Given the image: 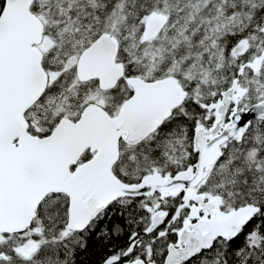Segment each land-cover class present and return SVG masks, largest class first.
<instances>
[{"label":"trees","instance_id":"16d2710c","mask_svg":"<svg viewBox=\"0 0 264 264\" xmlns=\"http://www.w3.org/2000/svg\"><path fill=\"white\" fill-rule=\"evenodd\" d=\"M4 1L0 0V12ZM31 11L44 26L39 44L42 65L49 76L54 75L41 98L25 113L31 134H49L63 115L50 118L47 112V118L41 116L37 121L33 111H40L48 97L76 87L74 108L80 110L86 104L83 89L98 92L96 80L78 82L74 63L65 69L67 57L61 42L71 28L89 27L90 42L102 32L118 39L117 61L123 64L124 77L109 91L110 99L103 105L109 113L132 93L126 77L152 81L173 76L186 91L183 103L148 137L135 145L120 140L112 170L125 183L139 182L155 170L173 175L194 164L193 130L199 124L209 126L212 120L201 104L219 98L234 77L238 76L246 89L242 105L264 99V62L258 72L242 67L263 51L264 0H34ZM152 12L165 15L167 21L156 37L143 41L145 19ZM242 39L249 44L247 51L233 56L231 48ZM46 40L52 42L49 48L44 47ZM91 156L87 149L80 162ZM200 189L218 196L223 211L246 204L259 210L235 237L218 238L210 249L181 264H264V120L252 119L241 141H232L223 149ZM153 197L157 206L148 201ZM184 203L179 195L162 198L159 193L120 198L83 231H71L66 227L68 196L51 193L39 205L28 229L0 232V264H101L136 257L160 264L178 219L182 222L189 215ZM155 208L167 212L168 220L175 224L161 223L157 232L150 230ZM35 228L38 233L32 237L39 245L33 254L23 256L15 247ZM162 230L166 234L160 236ZM133 241V252L124 256Z\"/></svg>","mask_w":264,"mask_h":264},{"label":"water","instance_id":"95a60500","mask_svg":"<svg viewBox=\"0 0 264 264\" xmlns=\"http://www.w3.org/2000/svg\"><path fill=\"white\" fill-rule=\"evenodd\" d=\"M33 1L5 0L0 12V232L28 229L39 205L51 193L68 196L66 227L83 231L115 200L158 192L162 197L182 194L184 199L194 202V220L182 224L161 264L187 262L210 249L216 239L235 237L259 207L246 204L223 211L219 197L206 199L200 188L223 149L232 141H241L252 119L264 120V100L238 109L245 90H236L234 79L216 103L203 105L215 110V119L209 128H195L193 165L173 175L154 171L139 182L125 183L112 171L119 157L120 140L134 145L148 137L183 103L186 91L173 76L152 81L130 76L126 83L132 93L115 115L96 103H88L77 119L63 116L49 134H31L25 113L43 95L48 82L43 53L38 47L44 26L31 11ZM166 21L165 15L150 13L145 19L143 41L156 37ZM247 47V42L241 40L231 52L242 55ZM118 50L119 42L113 34H99L77 56V79H96L101 90L113 88L124 76L123 64L117 61ZM263 57L264 52L249 67L257 70ZM231 103L234 109L225 122ZM87 149L93 152L92 157L77 164ZM162 218V214L155 213L151 227ZM101 264L156 263L137 258L121 263L112 259Z\"/></svg>","mask_w":264,"mask_h":264},{"label":"rangeland","instance_id":"374dc122","mask_svg":"<svg viewBox=\"0 0 264 264\" xmlns=\"http://www.w3.org/2000/svg\"><path fill=\"white\" fill-rule=\"evenodd\" d=\"M89 30H90L89 27L86 28L82 27L78 31L75 28H71L66 31L61 42V49H63L62 53L67 57L65 60V69L67 68L66 65L69 64L72 66L73 63L75 64L77 56L79 54V48L83 47L84 44L91 39ZM50 43L52 44L51 40L50 41L46 40L44 43V47L49 48L51 46ZM260 45L262 46L264 52V41L260 42ZM51 77H54V75L49 76L48 74L49 81L51 80L50 79ZM83 90H86V93L84 95V99L86 103L95 102L101 105L107 103L108 97H106L104 93H98L90 89L88 90L87 88ZM77 93H78V88L74 87V88H70L66 93H64L61 96L48 97L46 100L47 103L41 104V107L39 109L40 111L37 110H35V112L33 111V114L35 113L34 115L35 118L37 119V121H40L41 116L47 118L48 117L46 115L47 112L50 113V118H52L51 117L52 115L58 116L61 114H63V116H68V117L74 116L76 112L74 111L75 110L74 104L73 101L71 100L73 96L77 95ZM246 105L247 104L244 103L243 107L241 108L244 109ZM148 201L154 203V205L157 206L156 197H153L151 199L148 198ZM34 233H38L37 228L32 229L31 232L28 233V235H25L26 237L22 240V242L15 247L18 253H20L23 256H30L36 251L39 242L37 241V239L32 237V234Z\"/></svg>","mask_w":264,"mask_h":264},{"label":"flooded vegetation","instance_id":"af4514ba","mask_svg":"<svg viewBox=\"0 0 264 264\" xmlns=\"http://www.w3.org/2000/svg\"><path fill=\"white\" fill-rule=\"evenodd\" d=\"M43 36V35H42ZM42 40V39H41ZM242 40H244V39H242ZM241 41V40H240ZM239 41V42H240ZM246 41V40H245ZM247 42V41H246ZM90 44V43H89ZM247 44H248V42H247ZM235 46V45H234ZM233 46V47H234ZM38 47H39V45H38ZM232 47V48H233ZM248 47H249V44H248ZM248 47H247V49H248ZM231 48V49H232ZM40 49V48H39ZM41 50V49H40ZM247 51V50H246ZM245 51V52H246ZM230 52H231V50H230ZM263 52V51H262ZM262 52L260 53V55H258V56H256L255 58H253L251 61H248V62H245L243 65H242V67H247V68H249L252 72H258L259 70H260V68H261V66H262V64H263V62H264V57L262 58V60L259 62V65H258V67H257V70H254V69H252L251 67H249V63H252L254 60H256L259 56H261V54H262ZM80 53V52H79ZM231 54H232V52H231ZM244 54V53H243ZM242 54V55H243ZM233 56H241V55H234V54H232ZM76 63V62H75ZM74 68H75V64H74ZM45 69V68H44ZM46 71V70H45ZM47 72V71H46ZM238 73H240V71L238 72ZM47 75H48V73H47ZM75 75H76V71H75ZM124 77V76H123ZM122 77V78H123ZM127 78V77H126ZM76 79H77V77H76ZM121 79V78H120ZM119 79V80H120ZM234 79H237V85H236V90H237V88H244V90H245V92H244V95L242 96V98L238 101V106H237V108L238 109H242L241 107H243V105H242V101H243V98L245 97V94H246V89H245V87L242 85V82H241V80H240V78L238 77V76H236V77H234L233 79H232V81H231V84H230V86L232 85V83H233V80ZM78 80V79H77ZM92 80H96V79H92ZM118 80V81H119ZM126 80V79H125ZM88 81H91V80H88ZM88 81H85V82H81V81H79L78 80V82H80V83H86V82H88ZM117 81V82H118ZM96 82H97V80H96ZM48 83H49V78H48V82H47V85H48ZM117 84V83H116ZM116 86V85H115ZM114 86V87H115ZM229 86V87H230ZM113 87V88H114ZM228 87V88H229ZM47 88V87H46ZM97 88H98V93H104L105 95H106V97H108L107 98V101L110 99V96H109V91L111 90V89H113V88H110V89H108V90H101L99 87H98V82H97ZM227 88V89H228ZM46 90V89H45ZM226 90V89H225ZM236 90L234 91V93L233 94H236ZM78 91H79V89H78ZM223 92V91H222ZM44 94V93H43ZM78 97V93H77V95L76 96H73L72 97V100L71 101H74V99L75 98H77ZM41 98V97H40ZM221 98V94H220V97L219 98H217L214 102H211V103H216L219 99ZM260 100H264V99H260ZM88 103H95V102H88ZM88 103H86L85 105H87ZM211 103H209V104H211ZM73 104H74V102H73ZM96 104H98V103H96ZM209 104H201V106H202V108H204L205 110H206V112H207V115H208V117L210 118V117H212V120H211V123H210V125L209 126H205L204 124H199V125H203L205 128H209L211 125H212V123H213V121H214V119H215V110H209L208 108H206V107H204L203 105H209ZM253 104V103H252ZM252 104H250V105H252ZM75 105V104H74ZM98 105H100L101 107H103L104 108V106L103 105H101V104H98ZM121 105V104H120ZM250 105H246V107L245 108H248ZM33 106V105H32ZM120 107V106H119ZM84 108V107H83ZM82 108V109H83ZM244 108V109H245ZM75 109V108H74ZM82 109H80V110H78V109H75L74 111L76 112V114L74 115V116H71V117H68V116H65V117H68V118H70V119H73V120H75V119H77V117L79 116V114H80V112H81V110ZM105 109V108H104ZM118 109L119 108H116V111L115 112H113L112 114L111 113H109L106 109V111L110 114V115H115L116 113H117V111H118ZM234 109V105L231 103L230 105H229V108H228V110H227V112H226V114H225V122L227 121V120H229V115H230V113H231V111ZM61 117H63V115L62 116H60L59 117V119L61 118ZM58 119V120H59ZM58 122V121H57ZM196 126H198V125H196ZM196 126H195V128H196ZM55 127V126H54ZM195 128H194V130H193V135H192V142H193V137H194V131H195ZM122 141V140H121ZM125 143V142H124ZM127 144V143H126ZM135 145V144H134ZM119 146H120V142H119ZM89 150V149H88ZM192 150H193V148H192ZM90 151V150H89ZM91 152V151H90ZM92 153V155H93V152H91ZM196 153V152H195ZM92 157V156H91ZM90 157V158H91ZM89 158V159H90ZM88 159V160H89ZM87 161V160H86ZM83 162H85V161H83ZM79 163H82V162H80V159L78 160V162H77V164H79ZM116 163V162H115ZM193 165V164H192ZM114 166V165H113ZM112 169H113V167H112ZM183 170V169H182ZM113 171V170H112ZM156 171V170H155ZM154 172V171H153ZM153 172H151V173H153ZM158 172V171H157ZM160 173V172H159ZM150 174V173H149ZM147 175V174H146ZM165 175V174H164ZM169 175V174H168ZM206 182V181H205ZM200 191H201V189H200ZM201 192H203L204 194H205V197H206V199H208L209 197H211V196H216V195H213V194H210V193H208V192H206V191H201ZM152 193H158V192H152ZM152 193H149V194H152ZM148 195V194H147ZM180 196L181 198H182V200L185 202V204L186 205H188L189 206V215L187 216V217H185L184 219H183V221L182 222H180V219H178V221H179V223H177V225L176 226H178V228H177V230L173 233L174 234V237H173V239L168 243V245L170 244V243H175V240H176V235H177V232H178V230L181 228V226H182V224L184 223V222H186V221H193L194 219H193V217L191 216V207L194 205V202L193 201H191V200H187V199H184L183 198V195L182 194H177V195H174V197L175 196ZM136 197H144V195L143 196H136ZM162 197V196H161ZM165 197H167V196H165ZM218 197V196H217ZM163 198V197H162ZM220 199V198H219ZM156 202H157V200H156ZM220 207H221V204H220ZM103 211V210H102ZM101 211V212H102ZM152 213H151V223H152V216L155 214V213H159V214H162L163 215V218L160 220V222H158L154 227H151V224H150V230H154L155 232H157V230H158V228H159V226H160V224L161 223H165L166 225H168V226H170V225H172L173 223H174V220H172V219H170V220H168L169 218H168V214H167V212H164L163 210H161V209H158V208H155V210H152L151 211ZM99 215V214H98ZM97 215V216H98ZM96 216V217H97ZM95 217V218H96ZM94 218V219H95ZM168 220V221H167ZM175 224V223H174ZM162 226V225H161ZM175 226V227H176ZM159 234H160V236H162V235H165L166 234V230H162V231H159ZM134 243V244H133ZM133 244V246H132V248L130 249V251L127 253V254H125L124 253V256H129L132 252H133V249H134V246L136 245V241H133L130 245H129V247L131 246ZM128 247V248H129ZM168 247V246H167ZM127 248V249H128ZM166 251H167V249H166ZM126 252V251H125ZM201 253V252H200ZM199 253V254H200ZM166 254V253H165ZM198 255V254H197ZM197 255H195V256H197ZM194 256V257H195ZM164 257H165V255H164ZM137 258H141V257H136V258H134V259H137ZM134 259H131V260H127V261H132V260H134ZM143 259V258H142ZM164 259V258H163ZM192 259V258H191ZM144 260V259H143ZM116 261V260H115ZM145 261V260H144ZM117 263H121V262H118V261H116ZM123 262H125V261H123ZM146 262V261H145ZM150 262H154V261H150ZM163 262V260L161 261V263ZM154 263H156V262H154ZM160 263V264H161ZM156 264H158V263H156Z\"/></svg>","mask_w":264,"mask_h":264}]
</instances>
